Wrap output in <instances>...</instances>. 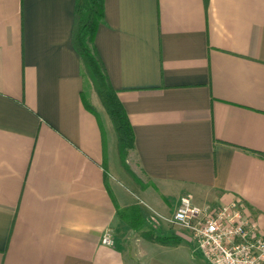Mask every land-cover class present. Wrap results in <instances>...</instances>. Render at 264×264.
Returning <instances> with one entry per match:
<instances>
[{"label": "crops", "instance_id": "0c3cea01", "mask_svg": "<svg viewBox=\"0 0 264 264\" xmlns=\"http://www.w3.org/2000/svg\"><path fill=\"white\" fill-rule=\"evenodd\" d=\"M103 5L93 48L150 184L112 160L115 132L71 39L75 0H0V264H209L170 222L183 195L238 200L264 234V0ZM108 189L138 204L141 234Z\"/></svg>", "mask_w": 264, "mask_h": 264}, {"label": "built area", "instance_id": "2783aa9c", "mask_svg": "<svg viewBox=\"0 0 264 264\" xmlns=\"http://www.w3.org/2000/svg\"><path fill=\"white\" fill-rule=\"evenodd\" d=\"M170 222L188 232L209 264H264V234L238 200L211 207L183 195ZM101 242L112 244L110 230Z\"/></svg>", "mask_w": 264, "mask_h": 264}, {"label": "trees", "instance_id": "16d2710c", "mask_svg": "<svg viewBox=\"0 0 264 264\" xmlns=\"http://www.w3.org/2000/svg\"><path fill=\"white\" fill-rule=\"evenodd\" d=\"M206 1L207 0H204V2ZM103 14V0H75L71 39L73 46L80 56L83 74L87 75L88 79L90 80L115 132L116 150L119 163L127 173L132 175L126 163L127 152L134 146L132 127L128 120L126 111L118 99L115 89L111 86L103 69L102 63L92 44L98 24L103 19ZM82 101L85 108L92 112L97 118L103 137V152L105 155L104 132L98 113L93 105L88 100H86L83 95ZM107 178L108 175L105 172V181H107ZM108 191L114 202L117 217L123 220L132 230H143L145 227V218L138 204L132 203L120 206L111 190L108 189ZM156 237L165 242L175 239L174 236Z\"/></svg>", "mask_w": 264, "mask_h": 264}, {"label": "rangeland", "instance_id": "374dc122", "mask_svg": "<svg viewBox=\"0 0 264 264\" xmlns=\"http://www.w3.org/2000/svg\"><path fill=\"white\" fill-rule=\"evenodd\" d=\"M85 80H86V83H87V89H88V92H90L89 94L91 95V96H93V97H96L95 99H96V105H95V107L97 108V110L100 112V115L101 116H107L108 117V115H107V113H106V111H105V109H104V107H103V105L101 104V102H100V99H99V97H98V95L96 94V92H95V90H94V88H93V86H92V84H91V82H90V80L88 79V77H87V75H85ZM109 118V117H108ZM110 121V120H109ZM131 151V149L130 150H128V152H127V155H126V163H127V165H128V167H129V169H130V171H131V173H132V175L131 174H129V173H127L126 171V173L129 175V177L132 179V181L135 183V186L136 187H142V188H144V187H146V186H148V184H150L146 179H144V176H143V174H141V172H139V170L137 169V167H136V163H135V158H134V156H133V154L130 152ZM112 160L114 161V163L119 167V166H121L120 164H119V162H118V156H117V153H116V151H115V154H114V156H112ZM125 184V183H124ZM125 186L127 187V189L130 191V192H132L133 194H137V192H136V190L135 189H133V187L131 186V185H127V184H125ZM144 216V215H143ZM144 218H145V216H144ZM126 224V223H125ZM127 225V224H126ZM145 225H146V219H145ZM127 228L125 227L123 230H122V233H121V235L123 236V235H125L126 234V230ZM143 229H146V227H144ZM137 235L138 234H141L139 231H134ZM134 235V234H133ZM136 236V235H135ZM129 237H132V234H129ZM190 256L191 257H193V258H197V259H199V260H202V257L199 255V254H196V253H190Z\"/></svg>", "mask_w": 264, "mask_h": 264}]
</instances>
